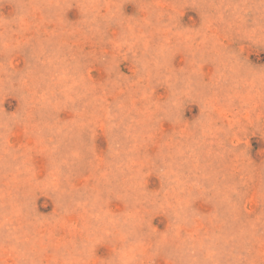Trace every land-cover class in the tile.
Masks as SVG:
<instances>
[{
  "label": "rangeland",
  "instance_id": "obj_1",
  "mask_svg": "<svg viewBox=\"0 0 264 264\" xmlns=\"http://www.w3.org/2000/svg\"><path fill=\"white\" fill-rule=\"evenodd\" d=\"M0 264H264V0H0Z\"/></svg>",
  "mask_w": 264,
  "mask_h": 264
}]
</instances>
